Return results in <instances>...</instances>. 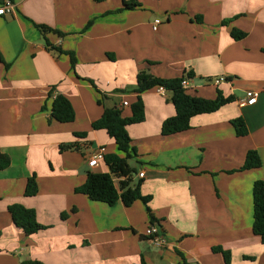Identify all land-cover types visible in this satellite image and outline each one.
Segmentation results:
<instances>
[{"label":"crops","instance_id":"obj_1","mask_svg":"<svg viewBox=\"0 0 264 264\" xmlns=\"http://www.w3.org/2000/svg\"><path fill=\"white\" fill-rule=\"evenodd\" d=\"M6 2L13 9L0 15V150L10 165L0 169V264H227L216 248L230 253L229 264H264L253 232V186L264 181V0H0V8ZM140 73H191L190 95L236 100L165 137L162 124L176 115L172 94L141 95L145 120L128 126L133 183L151 196L155 221L141 201L110 206L76 192L89 171L109 172L104 160L88 166L102 148L117 152L92 125L107 108L132 115ZM248 91L260 93L256 104L242 103ZM58 95L72 104L73 122L51 118ZM237 118L246 136L237 135ZM250 151L262 165L241 170ZM32 176L39 190L30 197ZM15 204L35 210L45 229L26 235L16 227ZM152 225L157 241L146 235Z\"/></svg>","mask_w":264,"mask_h":264},{"label":"trees","instance_id":"obj_2","mask_svg":"<svg viewBox=\"0 0 264 264\" xmlns=\"http://www.w3.org/2000/svg\"><path fill=\"white\" fill-rule=\"evenodd\" d=\"M102 2L105 0H94ZM137 7L135 3H125V9ZM43 35L54 31L46 26H39ZM60 35V34H59ZM234 39H242L245 34L239 31H233ZM61 53V51H60ZM192 78L189 73L181 78L163 79L154 77L148 73H140L137 77V87L135 92L138 93L137 100L131 105L132 115L128 118L123 117V113L118 108L105 109L102 117L93 123L94 130H105L108 135L114 139L117 146L116 153L106 154L104 161L109 168V172L96 173L89 171L84 185L76 189L77 193H82L95 202H101L110 206L121 201L126 207L131 206L137 201H141L147 206V212L151 219L155 221L148 203L151 196H144L141 191L142 181L133 183L134 174L137 173L136 167L133 166L134 158L137 155L136 149L132 146V139L128 133V126L144 122L145 106L141 95L151 90H157L159 87L164 88L172 94L170 101L176 109L174 117L166 119L162 124L161 134L165 137L179 134L190 129V121L193 117L201 114H210L220 110L222 107L235 102L232 96L225 97L220 91L214 100H207L192 96L182 87L184 77ZM52 96V91L49 97ZM51 118L60 123H71L75 120V111L70 101L63 95L54 98L51 107ZM238 136H246L248 130L244 119L237 118L232 121ZM10 165V158L0 150V169H5ZM262 165L257 151H250L246 156L244 165L241 170L258 169ZM119 180L118 185L116 181ZM39 186L36 176L28 179L25 195L35 196L38 193ZM253 211L254 222L253 232L259 236L264 245V181L257 180L253 186ZM14 225L21 228L26 235L37 234L45 229L37 221L36 212L33 209L26 208L22 205H12L9 207ZM1 236V234H0ZM215 253H221L227 264L230 263V253L216 248ZM22 264H44L40 261H24Z\"/></svg>","mask_w":264,"mask_h":264},{"label":"built area","instance_id":"obj_3","mask_svg":"<svg viewBox=\"0 0 264 264\" xmlns=\"http://www.w3.org/2000/svg\"><path fill=\"white\" fill-rule=\"evenodd\" d=\"M13 9V5L11 2H6L1 8H0V15H4L5 13L7 12H11ZM161 24V21L160 20H156L154 22V25H153V30L154 31H157L158 30V27L159 25ZM189 80L190 78L188 76H185L184 77V80L182 81V87L184 89L187 88L188 86V83H189ZM225 79L224 78H217L215 81H214V84L216 85H220ZM165 91L164 88L162 87H159L158 88V92L160 93H163ZM260 93L259 92H256V91H248L246 93V98L245 100H243V104H246V105H254L256 104L257 100H258V97H259ZM129 104L127 102H124L123 103V106L124 107H127ZM104 156H105V149L102 148L98 151L97 154H95L93 157H91L88 161V166L89 168H98L99 166V162L104 160ZM140 177H144V174L141 173L140 174ZM146 235L152 239H154V241H157V236L159 235V229L155 226V225H152L150 226L147 231H146Z\"/></svg>","mask_w":264,"mask_h":264}]
</instances>
